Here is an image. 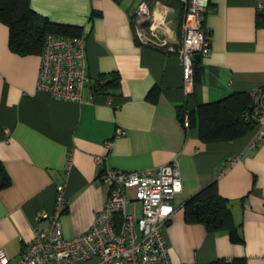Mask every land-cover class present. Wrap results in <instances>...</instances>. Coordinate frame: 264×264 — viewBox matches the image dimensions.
Here are the masks:
<instances>
[{
	"label": "crops",
	"instance_id": "1",
	"mask_svg": "<svg viewBox=\"0 0 264 264\" xmlns=\"http://www.w3.org/2000/svg\"><path fill=\"white\" fill-rule=\"evenodd\" d=\"M28 1L48 22L85 32L90 79L116 75L118 82L91 99L85 92L80 102L39 92L41 53L11 49L8 26L0 21V162L11 178L0 190V249L13 262L19 258L47 223L37 220L38 211L54 212L59 185L67 206L59 222L69 238L89 230L103 206L102 171L157 168L176 159L182 189L163 232L171 263L264 264V139L249 146L258 125L241 137L214 142L183 125L188 111L264 87V12L256 11L255 0H209L203 22L210 30V53L195 58L188 94L177 51L136 41L131 13L140 0ZM145 1L160 37L177 50L183 3ZM211 183L229 200L242 242H232L227 230L208 231L185 219V202Z\"/></svg>",
	"mask_w": 264,
	"mask_h": 264
},
{
	"label": "built area",
	"instance_id": "2",
	"mask_svg": "<svg viewBox=\"0 0 264 264\" xmlns=\"http://www.w3.org/2000/svg\"><path fill=\"white\" fill-rule=\"evenodd\" d=\"M180 1L184 14L182 41L177 50L160 37L159 24L151 19L145 0L138 2L131 15L139 44L177 51L182 88L188 94L194 87L195 56L207 57L210 53V30L203 22L209 0ZM255 9L264 12V0H255ZM105 82L102 77L90 79L87 75L85 32L76 36L45 35L36 81L39 92L80 102L85 92L91 99L95 87ZM255 118L258 130L249 144L252 148L264 139V112L255 111ZM183 125L189 126L188 116ZM100 161L97 157L96 162ZM101 181L107 194L89 230L69 238L63 236L59 218L67 206L64 186L59 185L54 212L39 210L36 216L38 221L46 220V225L37 229L16 261L0 249V264H79L90 260H94L92 264H172L163 232L175 212L172 200L182 189L176 159L143 170L107 168L101 173Z\"/></svg>",
	"mask_w": 264,
	"mask_h": 264
},
{
	"label": "trees",
	"instance_id": "3",
	"mask_svg": "<svg viewBox=\"0 0 264 264\" xmlns=\"http://www.w3.org/2000/svg\"><path fill=\"white\" fill-rule=\"evenodd\" d=\"M0 21L8 26L11 49L21 55L41 53L47 33L76 36L81 32L75 33L69 26L37 16L28 0H0ZM117 82L118 77L113 75L94 91L108 92ZM263 93L264 87L252 92H233L218 102L203 104L187 112L189 126L196 127L198 138L204 142L241 137L258 125L255 111L260 110ZM177 113L183 121L185 109L178 107ZM10 185L11 178L0 162V190ZM184 214L187 221L201 223L208 231L227 230L234 243L243 241L234 224L230 202L219 194L215 183L205 186L187 200Z\"/></svg>",
	"mask_w": 264,
	"mask_h": 264
},
{
	"label": "water",
	"instance_id": "4",
	"mask_svg": "<svg viewBox=\"0 0 264 264\" xmlns=\"http://www.w3.org/2000/svg\"><path fill=\"white\" fill-rule=\"evenodd\" d=\"M195 58H199V56H198V55H196V56H195Z\"/></svg>",
	"mask_w": 264,
	"mask_h": 264
}]
</instances>
